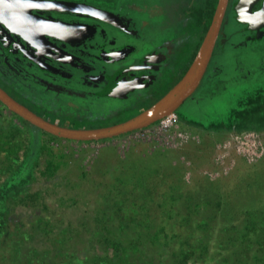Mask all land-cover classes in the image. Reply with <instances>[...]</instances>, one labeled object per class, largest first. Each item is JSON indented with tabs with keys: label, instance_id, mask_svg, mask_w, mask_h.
Returning <instances> with one entry per match:
<instances>
[{
	"label": "flooded vegetation",
	"instance_id": "obj_1",
	"mask_svg": "<svg viewBox=\"0 0 264 264\" xmlns=\"http://www.w3.org/2000/svg\"><path fill=\"white\" fill-rule=\"evenodd\" d=\"M53 2L70 3L71 8ZM236 2H227L197 86L174 110L178 122L202 123L193 119L195 112L190 116L181 106L187 100L199 103L195 92L215 94L230 81L216 61L222 47L233 52L235 80L264 69L257 65L254 72L245 70L248 62L238 54L264 41V22L246 20ZM173 3L169 10L158 0H5L0 3V88L60 126L96 128L125 121L159 101L181 80L218 0ZM261 5L259 0L252 11ZM233 37L242 40L235 42ZM131 109L136 112L123 118ZM260 124L256 132L264 139Z\"/></svg>",
	"mask_w": 264,
	"mask_h": 264
},
{
	"label": "trees",
	"instance_id": "obj_2",
	"mask_svg": "<svg viewBox=\"0 0 264 264\" xmlns=\"http://www.w3.org/2000/svg\"><path fill=\"white\" fill-rule=\"evenodd\" d=\"M181 123V128L188 127ZM27 124L29 132L14 126L0 130V152L9 162L4 179L15 185L25 174L31 178L18 197L10 199L14 186L3 188L0 249L9 244L13 234L8 222L13 206H24L33 215L26 225L30 229L17 233L18 254L23 252V242L34 235L33 229L49 241L45 250L30 243L27 253L19 255L16 263L13 258L12 264H49L48 256L51 264H264V156L255 163L237 158L229 174L216 179L195 173L187 185L182 165L174 162L175 154L159 150L150 162L135 168L133 177L137 197L143 203H153L151 218L138 224L126 219L114 229L104 215L93 224L90 215L82 212L72 223L53 209L54 204L60 208L69 204L63 193L57 192L61 184L52 178L51 164L39 165L46 145L40 142L38 132L58 137ZM200 128L206 132L200 135V145L191 144L180 154L190 158L188 149L199 151L236 130L214 125ZM33 180L42 186L29 187ZM155 219L168 224L170 234L158 227ZM79 237L83 239L80 246Z\"/></svg>",
	"mask_w": 264,
	"mask_h": 264
},
{
	"label": "rangeland",
	"instance_id": "obj_3",
	"mask_svg": "<svg viewBox=\"0 0 264 264\" xmlns=\"http://www.w3.org/2000/svg\"><path fill=\"white\" fill-rule=\"evenodd\" d=\"M158 1L164 2L170 10L176 0ZM232 40L239 42L242 39L233 37ZM238 54L248 62L245 70L254 72L257 65L264 68V41L243 48L239 50ZM216 55L217 65L226 72L230 81L223 82L221 91L215 94L212 90L207 94L195 92L194 96L199 98V103L187 100L181 106L190 116L192 112L193 114L195 112L196 116L193 119L197 120L198 117L202 123L196 124L192 123L196 121L189 120V125L186 128H181L180 120L177 123L178 130L189 132L197 142L190 141L183 146H176L170 139L176 130L169 133L159 131L157 128L159 120L143 128L100 140L76 141L59 137L55 139L37 131L40 142L46 145V151L42 154L39 165L42 167L43 164H51L48 169L53 172L52 178L61 184L59 188L56 187L57 192L60 195L63 193L68 200L69 206L67 205L66 208H60L57 204H54L55 208L53 207L63 219L76 223L80 213L86 212L90 215L93 224L95 218L99 219L101 215L108 217V221L114 229H117L118 225L126 219H132L137 224L147 223L152 215L150 206L153 203H143L137 197L136 192L133 191V177L136 173L135 168L150 162L159 150L171 151L175 154L174 162L182 165L183 179L187 185L191 184L192 176L195 173L209 179H216L229 174L237 158L255 163L264 156L263 152L260 157L251 158L234 151L225 156L222 161L215 158L216 145L222 142L228 134L257 131V126L264 120V69L259 74L255 72L248 75L244 80H235L234 62L231 60L232 50L227 46L222 47ZM236 75L238 77V74ZM1 107L0 105V110H3V113L0 114V130L9 129L11 126L24 129L26 132L30 129L27 123L22 122L21 117L8 108L1 109ZM135 109L129 110L123 118L131 116L136 112ZM171 113L177 116L176 112L172 111ZM211 125L234 127L236 130L221 135L218 140L211 142L212 145L208 143L211 145L210 147L209 145L205 146L199 151L187 148L186 152L192 158L190 155V158H187L180 154L181 150L191 144L200 145V135L206 133L200 127H210ZM210 134L215 135L216 138V134ZM5 158L6 156L0 152V203L3 188L7 189L6 186L9 185L8 179H4L8 176L7 166H9L8 159ZM29 175V173L25 174L22 176L25 178L24 180L19 178L15 181V185H9V187L14 186L15 188L10 199L20 196L23 188L28 187L31 179ZM40 186L42 185L36 184L35 180L29 184V187L33 189ZM7 203H16V201L8 200ZM13 207L8 215L9 227L13 234L8 240L9 244L0 249V264H12L13 258L16 263L20 255L16 244V239L19 237L17 233L30 229L26 225L33 219V215H29L24 206ZM154 222L158 227L161 226L164 232L170 234L168 224L162 223L160 219H155ZM129 223L132 224L131 221ZM33 232L34 235L30 237L31 242L24 240L27 244L23 242V252L20 256L27 253L30 243L45 250V245L49 240H44V235L38 229H33ZM82 241L83 239L79 237V246ZM46 261L49 264L53 263L49 256ZM22 263L20 262V264Z\"/></svg>",
	"mask_w": 264,
	"mask_h": 264
},
{
	"label": "water",
	"instance_id": "obj_4",
	"mask_svg": "<svg viewBox=\"0 0 264 264\" xmlns=\"http://www.w3.org/2000/svg\"><path fill=\"white\" fill-rule=\"evenodd\" d=\"M4 1L5 0H0V3ZM258 1L259 0H237L235 6L240 15H242L246 20L254 23H261L264 22V0H262V5L259 9L252 11L253 6ZM227 2L228 0H218L207 33L194 57L192 64L181 80L159 101L125 121L96 128H69L43 119L22 104L15 101L1 88L0 101L11 112L18 114L20 117L29 121L39 129L56 137L68 140L88 141L107 139L143 128L174 111L185 100V98L193 92L210 58ZM30 3L33 2L30 1ZM51 4L66 5L71 8L70 3L53 2Z\"/></svg>",
	"mask_w": 264,
	"mask_h": 264
},
{
	"label": "built area",
	"instance_id": "obj_5",
	"mask_svg": "<svg viewBox=\"0 0 264 264\" xmlns=\"http://www.w3.org/2000/svg\"><path fill=\"white\" fill-rule=\"evenodd\" d=\"M177 123V116L169 113L159 119L157 128L164 133L176 130V133L171 138L168 136L176 146H183L190 141H196L194 137L190 136L189 132L178 130ZM234 151L243 153L251 158H258L264 152L263 137L256 131L230 133L222 142L216 145L215 158L222 161L225 156Z\"/></svg>",
	"mask_w": 264,
	"mask_h": 264
}]
</instances>
